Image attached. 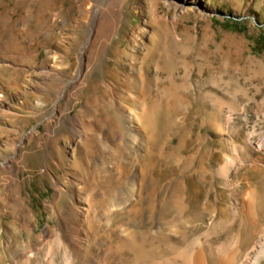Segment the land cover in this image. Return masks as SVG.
Wrapping results in <instances>:
<instances>
[{"label":"rangeland","instance_id":"obj_1","mask_svg":"<svg viewBox=\"0 0 264 264\" xmlns=\"http://www.w3.org/2000/svg\"><path fill=\"white\" fill-rule=\"evenodd\" d=\"M102 2L90 34L89 4ZM187 2L0 0V264H95L89 237L108 231L114 214L117 238L134 232L127 222L157 221L159 198L151 205L141 180L158 192L171 181H153L161 166L145 165L181 140L217 171L214 212L142 264H182L195 238L215 247L227 227L244 248L233 264H264V50L254 49L264 0ZM232 20L243 31L224 27ZM100 166L126 170L130 183L96 214ZM192 168L188 185L199 175Z\"/></svg>","mask_w":264,"mask_h":264},{"label":"bare ground","instance_id":"obj_2","mask_svg":"<svg viewBox=\"0 0 264 264\" xmlns=\"http://www.w3.org/2000/svg\"><path fill=\"white\" fill-rule=\"evenodd\" d=\"M103 2L98 5L89 4L91 9H94L92 16L89 18L90 34L94 31L92 23L94 25L97 15L100 14L104 8ZM173 2L181 7V10H185L189 5L187 4V0H173ZM87 38L83 42L82 48H84L80 54L82 63L85 58L84 49L92 40L91 35ZM110 53L111 56H113L114 50ZM116 53H118L117 50ZM193 143L194 141H191L188 145L187 140H181L171 151L168 150V155H166L164 149L161 148L158 151V156L161 155L159 158L160 160L158 161L157 159V161H155L152 159L145 165L146 168L151 170H154L157 164L161 166V172H159L158 175L156 173L157 179L154 177L153 181H157L159 184H163V180L171 181V185L167 188H162L161 185V192H158L157 185L149 187L143 184L142 180L144 179L141 180V187L143 186L145 188V190H143L147 193L151 205H154L153 202L157 201V197L159 198L157 201V221L149 224V226H146L142 220L127 222V225L135 228L134 232H130L131 234H129L127 238H122L121 236L117 238L111 235L113 234L112 229L123 226V223H118V221L122 219L120 218L121 213L114 214V218L119 220H116L113 225L109 227L108 231H96L92 237L88 236L90 238V243L93 245L96 244L99 247L98 254L94 256L95 264H125L128 260L134 261V258H139L136 264H142L145 261L153 262L157 259V254L159 253L157 250L158 245H160V247L164 246L167 240L171 241L174 237H182L188 231L198 230L205 219L211 215V212H214L211 210L216 204V200L213 198V192L218 191L216 186L217 171H215L216 173H212L210 169L207 168L204 153L202 156H198V151L191 146ZM150 147V154H148V157L156 154L154 143L151 144ZM118 149L119 155H122L121 148ZM182 151L186 152L184 156L183 154L181 155ZM166 158H168V161H161ZM173 159L174 161H172ZM197 165H199V167ZM194 166L196 169L192 170L191 176H193L195 172H198L197 184L193 182L192 185H188L187 182L190 175H188L187 172L190 168L193 169L192 167ZM166 168H168V174L163 173V170ZM224 169L225 167H221L219 171L223 172ZM118 171L119 174L112 175L111 171L103 166L98 167L96 170L94 175V187L92 189L95 202L91 204L96 214L103 213L104 211L106 212L107 210L104 209H106L110 203H118L122 200L126 186L130 183V178L126 170ZM233 189L232 194L235 193V187ZM144 201L145 200L139 195L138 200L134 204L136 213H141V204ZM244 205V211L247 215V204L245 203ZM92 208H90L88 215ZM151 212H153V210ZM94 225L97 229L105 227V225L99 223ZM220 225L221 223L219 222L218 226ZM226 230L217 237L215 242H219L218 245L215 247L209 245L208 249L206 244L204 246L200 241L199 237L195 238L185 249L186 252L178 256V258H181L182 264H233L236 257L243 255L244 252H241V250L244 248L241 247V243L237 245V236L239 235L236 236L232 234L231 236L230 230L232 231V228L227 227ZM257 231L258 228L256 232ZM88 237L85 238V242L88 240ZM230 238H232V240L224 245V242ZM82 240L78 241L77 248L84 254V257H87L88 254L82 251L83 247L81 244L84 243L83 237ZM7 244H9V242H7ZM194 247H198L199 249L196 250ZM5 250L8 251V248L5 247ZM63 261V264H68L67 260Z\"/></svg>","mask_w":264,"mask_h":264},{"label":"trees","instance_id":"obj_3","mask_svg":"<svg viewBox=\"0 0 264 264\" xmlns=\"http://www.w3.org/2000/svg\"><path fill=\"white\" fill-rule=\"evenodd\" d=\"M240 25V22L239 21H235V20H232L231 23L229 24H226L224 27L225 28H230L232 30H240V31H243L241 30V28L239 27ZM256 51H260L262 52L264 50V39H261V38H257V43H256V46L254 48Z\"/></svg>","mask_w":264,"mask_h":264}]
</instances>
